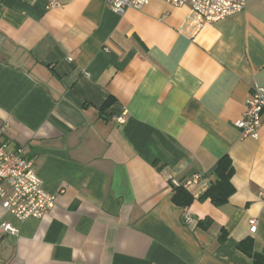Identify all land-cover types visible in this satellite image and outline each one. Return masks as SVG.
I'll return each mask as SVG.
<instances>
[{
	"label": "crops",
	"instance_id": "obj_1",
	"mask_svg": "<svg viewBox=\"0 0 264 264\" xmlns=\"http://www.w3.org/2000/svg\"><path fill=\"white\" fill-rule=\"evenodd\" d=\"M196 19L163 0L123 14L106 0H0V145L56 195L41 219L0 204V264H252L237 245L264 248V110L257 138L235 122L264 87V0ZM225 155L234 192L201 200ZM195 175L194 202L175 204L171 178Z\"/></svg>",
	"mask_w": 264,
	"mask_h": 264
},
{
	"label": "built area",
	"instance_id": "obj_2",
	"mask_svg": "<svg viewBox=\"0 0 264 264\" xmlns=\"http://www.w3.org/2000/svg\"><path fill=\"white\" fill-rule=\"evenodd\" d=\"M151 0H106L108 6L119 14L127 9H142ZM173 6L189 5L197 14L196 24L202 26L206 22H214L225 19L242 11L247 0H163ZM51 7L59 5L57 1H51ZM247 108L243 117L235 122L242 135L245 137L259 136L263 123L264 110V87L254 85L250 95L246 99ZM118 121L126 122L125 116L119 117ZM199 176L184 183L185 187L197 182ZM174 185L181 183L171 178ZM0 204L3 209L18 220L28 218L41 219L54 208L56 195L48 192L39 176L34 161L27 158L22 149L10 151L5 144L0 145ZM184 222L192 224L195 218L189 211L183 214ZM259 219L250 218V232L256 233L259 227ZM3 228L16 233L17 228L6 222Z\"/></svg>",
	"mask_w": 264,
	"mask_h": 264
},
{
	"label": "trees",
	"instance_id": "obj_3",
	"mask_svg": "<svg viewBox=\"0 0 264 264\" xmlns=\"http://www.w3.org/2000/svg\"><path fill=\"white\" fill-rule=\"evenodd\" d=\"M216 171L218 180L210 186L200 199L205 200L209 198L214 204L221 205L225 203L234 192V186L231 182L234 167L230 156L225 155L220 159ZM174 186L175 193L172 197L173 202L181 207L190 206L194 202V195L184 186V183ZM207 222H210V220ZM205 223L206 222H200L204 228H207ZM226 237V233L223 232L219 237V241H223ZM237 246L252 258V264H264V248L260 251L256 250L252 237H246L240 241Z\"/></svg>",
	"mask_w": 264,
	"mask_h": 264
}]
</instances>
